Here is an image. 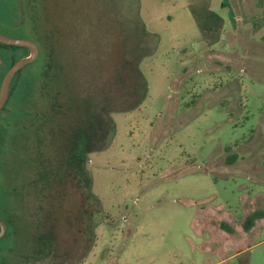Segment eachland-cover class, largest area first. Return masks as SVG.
Returning <instances> with one entry per match:
<instances>
[{"label":"rangeland","instance_id":"1","mask_svg":"<svg viewBox=\"0 0 264 264\" xmlns=\"http://www.w3.org/2000/svg\"><path fill=\"white\" fill-rule=\"evenodd\" d=\"M12 11L7 32L41 52L0 114L15 146L0 183L30 176L16 148L31 153L34 131L51 128L38 125L46 73L63 104L54 168L72 126L94 125L95 147L107 143L43 186L50 252L27 228L12 254L23 264H264V221L243 229L245 211L264 208V0H13ZM135 18L150 36L135 33Z\"/></svg>","mask_w":264,"mask_h":264},{"label":"flooded vegetation","instance_id":"2","mask_svg":"<svg viewBox=\"0 0 264 264\" xmlns=\"http://www.w3.org/2000/svg\"><path fill=\"white\" fill-rule=\"evenodd\" d=\"M13 0H4V2H0V33L7 32L11 28H13ZM4 34V33H3ZM38 46V45H37ZM39 52L37 57L40 54V48L38 46ZM29 50L25 54L21 53L17 48H6L0 46V88L4 78V75L11 67V65L18 60L19 58L27 55ZM36 57V58H37ZM21 70V69H20ZM19 70L13 75L8 94L5 100L4 105L0 109V114L3 112L1 118H5L4 114L8 112V109L12 105V98L15 93H18L17 85V74ZM55 85V82L53 83ZM48 94L46 91H44ZM56 92H59L58 90ZM44 97V96H43ZM47 100V104L44 108H46V112L43 114H39L38 125L40 127L51 126V128L39 129L35 130L34 134L37 135V139L32 146L31 153L27 152L26 145L17 147L16 149H20V157L27 158L32 166L30 176L18 175L12 173L11 176L13 178V182L8 181L3 184L0 183V264H23V257L14 256L13 250L16 248L18 240L17 237L19 233L21 237L25 236L26 238L29 229H31L34 237L32 239L33 242H37V244L43 243L44 240L50 238L49 236L45 237L40 234L41 225L43 222V204L41 201L44 200V190L43 186L50 182V180H55L57 178L60 170L64 168L68 173L71 174L73 168H81L82 165L86 164L87 161V153L91 152V132H73L74 126L72 120L69 121V127L72 126L71 132L64 137L67 140L68 150L67 155L62 162V168L60 162H58V149L60 148V140L63 135H61L60 130V122L58 120L57 111L59 110L60 98L58 97H44ZM54 102V103H52ZM8 107V108H7ZM70 108V107H69ZM22 109V108H21ZM7 111V112H6ZM50 112H53L52 119ZM7 115V114H5ZM4 120V119H3ZM4 124L0 122V171L5 172L4 169V155H7L8 148L13 145V134L9 133L10 130L8 128L3 127ZM22 133V138L24 137V132ZM82 133L85 134V142L84 148L82 149L81 138ZM51 145V150L49 146ZM15 147V146H13ZM80 148L81 151L78 152V156L75 155L76 149ZM54 149V150H53ZM53 150V151H52ZM25 155V157H24ZM58 162L60 167L57 166V169L54 168ZM57 165V164H56ZM54 169V170H53ZM64 169V170H65ZM68 169V170H67ZM58 172V173H57ZM75 177V176H74ZM31 181V183H30ZM35 192V193H34ZM37 202L34 201V198ZM32 199V200H31ZM40 201V202H39ZM34 203L36 206H34ZM250 215V214H248ZM248 215L243 217V221ZM258 219V218H257ZM256 221V219H255ZM254 221V223H255ZM244 227V223H243ZM28 228V232H27ZM252 228V227H251ZM250 228V229H251ZM227 232H232L231 230L224 227ZM246 232L250 231L243 228ZM36 231V232H35ZM30 232V233H31ZM28 238L24 242L26 244L28 242ZM2 243V244H1ZM32 248V247H30ZM41 247H37V252H40ZM27 260V259H26Z\"/></svg>","mask_w":264,"mask_h":264},{"label":"trees","instance_id":"3","mask_svg":"<svg viewBox=\"0 0 264 264\" xmlns=\"http://www.w3.org/2000/svg\"><path fill=\"white\" fill-rule=\"evenodd\" d=\"M138 21V19H136L135 18V22L132 24L133 25V28H134V30H136L135 31V33H137V34H139V35H143V34H145V35H149L150 36V33L144 28V23H143V21L141 20V23H139V22H137ZM136 28V29H135ZM5 35H8V36H11V34L10 33H8V32H3ZM0 46H2V47H6V48H25V47H19V46H12V45H6V44H1L0 43ZM155 48H156V45H154L153 47H152V50L154 51L155 50ZM151 50V51H152ZM50 62V61H49ZM49 66L51 67V69H53V67L55 66H52V64H49ZM57 78V74L55 75V71L54 72H50L49 74L48 73H46V74H44V77H42V80L44 81V82H48V81H51L50 82V85H51V88H50V90L48 91L46 88L44 89L43 88V90H46L48 93H49V95H47L46 93L44 94L46 97H50V98H53V97H56V91L58 90V88L53 84L54 82H55V80H57V81H59V79H56ZM43 87H45L44 85H43ZM145 89V88H144ZM41 90V89H40ZM144 95H145V92H143V93H141V94H139L138 95V98H137V100L135 101V102H133V104H132V107L134 108L135 106L137 107V106H139V104L141 103V100L143 99V97H144ZM52 103H54V102H52ZM60 105L61 106H63V104H62V102H60ZM62 108V107H61ZM131 108V107H130ZM50 114H51V116L53 115V112H50ZM97 125L98 126H100V124H99V122L97 121ZM78 129V131L79 132H88L87 131V129H83V128H77ZM91 129V130H90ZM89 130L91 131V144H93V147H91V151H99L100 149H102L103 147H105V144H107V143H105V142H103V145H102V147L101 148H96L95 146H96V143H95V138L93 137V134H95L96 132H95V130H96V127L94 126V125H92V127L90 128ZM81 140H82V142H81V145H82V149L84 148V142H85V134L84 133H82V138H81ZM79 151H81L80 150V148L78 147L77 149H76V153H75V155L76 156H78V152ZM235 158V155H231L230 156V158H229V160H233ZM98 199V198H97ZM95 211H96V209H95ZM99 213V210L98 211H96V214H98ZM264 215V210H256V211H254V212H252L250 215H248L247 217H246V219H245V222H244V228L246 229V230H249L252 226H253V224H254V221H255V219H257V218H260V217H262ZM47 240V243L44 245V251H48V252H50V250H51V248H52V239H51V237L50 238H48V239H45L44 240V243H45V241ZM90 249V248H89ZM79 262V261H78Z\"/></svg>","mask_w":264,"mask_h":264},{"label":"water","instance_id":"4","mask_svg":"<svg viewBox=\"0 0 264 264\" xmlns=\"http://www.w3.org/2000/svg\"><path fill=\"white\" fill-rule=\"evenodd\" d=\"M0 43L12 46L26 47L29 53L18 60H16L4 75L1 88H0V109L5 103L9 85L13 75L20 70L27 63L33 61L39 52L38 46L33 41L26 38H16L0 33Z\"/></svg>","mask_w":264,"mask_h":264},{"label":"crops","instance_id":"5","mask_svg":"<svg viewBox=\"0 0 264 264\" xmlns=\"http://www.w3.org/2000/svg\"><path fill=\"white\" fill-rule=\"evenodd\" d=\"M256 210H257V209H253V210H251L250 212L247 211L248 213L245 211L244 216H245V215H248V214H251L252 212H254V211H256ZM262 210H264V208H262ZM260 221H264V215H263L262 217L256 219V221H255V223L253 224L252 228H254L255 225H256L257 223L259 224ZM229 224H230V222H229ZM231 226H232V225H231ZM252 228L250 229V231L252 230ZM250 231L247 232L246 236L249 234ZM234 232H235V231H234ZM247 248H248V246L240 247V249H239L238 251H236L235 254H238V255H239V254H242ZM238 255H237V256H238Z\"/></svg>","mask_w":264,"mask_h":264}]
</instances>
